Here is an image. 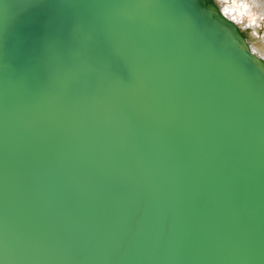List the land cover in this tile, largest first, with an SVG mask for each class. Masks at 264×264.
<instances>
[{
	"label": "water",
	"instance_id": "1",
	"mask_svg": "<svg viewBox=\"0 0 264 264\" xmlns=\"http://www.w3.org/2000/svg\"><path fill=\"white\" fill-rule=\"evenodd\" d=\"M241 42L210 0H0V264H264Z\"/></svg>",
	"mask_w": 264,
	"mask_h": 264
},
{
	"label": "bare ground",
	"instance_id": "2",
	"mask_svg": "<svg viewBox=\"0 0 264 264\" xmlns=\"http://www.w3.org/2000/svg\"><path fill=\"white\" fill-rule=\"evenodd\" d=\"M219 11L225 0H210ZM233 5L226 9L228 14L235 13V20L230 21L242 35L249 47L264 48V35L254 36L255 31H264V0H228ZM243 21V24L240 22ZM253 21L255 24L253 25ZM244 25H251L245 28Z\"/></svg>",
	"mask_w": 264,
	"mask_h": 264
},
{
	"label": "clouds",
	"instance_id": "3",
	"mask_svg": "<svg viewBox=\"0 0 264 264\" xmlns=\"http://www.w3.org/2000/svg\"><path fill=\"white\" fill-rule=\"evenodd\" d=\"M230 6H233L228 3V0H225L224 3L221 4L219 9V15L224 21H234L235 13L228 14L226 9ZM243 24V21L240 22ZM255 21H253V25ZM245 28L251 27V25H244ZM254 36L264 35V31H255L252 33ZM231 37V36H230ZM234 43H237L233 37H231ZM240 52L247 56L251 60V62L261 71H264V48H256L249 47L246 43L241 42L238 45Z\"/></svg>",
	"mask_w": 264,
	"mask_h": 264
}]
</instances>
